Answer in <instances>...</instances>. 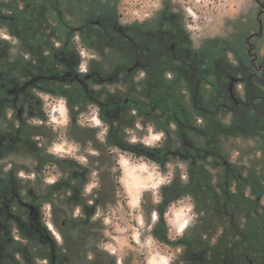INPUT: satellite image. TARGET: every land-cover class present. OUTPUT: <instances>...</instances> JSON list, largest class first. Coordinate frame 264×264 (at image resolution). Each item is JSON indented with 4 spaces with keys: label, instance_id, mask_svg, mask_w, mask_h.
<instances>
[{
    "label": "flooded vegetation",
    "instance_id": "flooded-vegetation-1",
    "mask_svg": "<svg viewBox=\"0 0 264 264\" xmlns=\"http://www.w3.org/2000/svg\"><path fill=\"white\" fill-rule=\"evenodd\" d=\"M4 1L8 0H0V264H44V261L56 264V249L42 232L41 192L28 184L27 179L18 177L24 176L23 168L7 161L23 155L37 159L42 153L44 121L39 123L36 119L50 117L44 95L77 94L98 106L107 127L124 121L128 125L141 122L145 126L181 130L179 148H174L171 154L187 163L186 174L182 175L184 184L200 176L213 187V217L221 228L215 242L228 233L235 245L233 254L248 258V264H259L252 259L256 252L247 243L252 239L254 223L264 230V121L251 115L257 100L264 108V57L254 53L248 59L239 58L236 65L246 76L243 74L232 83V75L222 72L236 65L217 57L211 60L204 53L189 56L191 41L181 27L180 14L166 9L151 24L155 28L153 36L159 40V51L152 57L142 61L136 58L125 73L124 65L106 67L103 57L95 51L100 58L92 56L84 68L80 49L88 47L75 25L63 28L66 32L62 39L56 32L44 44L36 45L37 50L49 46L47 51L24 50L31 47L27 41L31 28L27 26L21 31L22 37L13 34L12 24L17 18L13 10L6 9ZM20 5L23 7V2ZM20 49L24 50L23 64L16 69L13 62ZM247 52L253 54L251 49ZM254 83L262 88L256 99L246 89ZM239 84H243V93L238 91ZM203 91L214 93L213 100L205 99ZM162 104L167 105L164 112ZM210 113L222 119L230 116L228 122L223 120L232 124V134L227 138L253 140L254 153L227 154L224 147L197 153L203 150L198 146L202 143L200 129L206 125L205 115ZM240 114L245 116L244 120L239 118ZM240 126L244 135L235 131ZM210 165L214 168L210 169ZM183 196H189L202 218L208 219L207 202H200L195 194ZM35 215L38 219L32 220L35 222L32 235L27 236L23 232L28 231L26 222ZM163 228L155 225L153 233L168 235ZM45 252L50 255L49 260L39 258ZM185 255L193 264H205L207 259L202 254Z\"/></svg>",
    "mask_w": 264,
    "mask_h": 264
},
{
    "label": "rangeland",
    "instance_id": "rangeland-1",
    "mask_svg": "<svg viewBox=\"0 0 264 264\" xmlns=\"http://www.w3.org/2000/svg\"><path fill=\"white\" fill-rule=\"evenodd\" d=\"M166 9L180 14L181 24L191 39V47L199 56L203 53L206 40L221 38L228 48L225 59L236 65L241 52L230 48L236 36L245 38V41L241 43L238 40L234 43L236 46L232 45L244 48V53L249 49L253 53L247 52V56L240 58L248 59L254 53L264 57V0H120L119 22L123 30L126 25L135 22L149 21L154 24ZM251 36L254 38L251 39ZM80 50L84 68L92 56L100 58L92 49ZM219 53L217 47L213 58L224 61ZM104 63L106 67L110 66L109 62ZM231 75L239 79V76ZM243 90V84H239L238 91L243 93ZM158 91L161 92V89ZM202 93L205 99L213 100L214 93ZM44 98L50 117L48 120L36 119L39 123L44 121V137L40 139L44 147L42 152L63 159L67 166L62 168L58 164H50L38 172L36 158L28 155L12 156L7 163L23 168L24 176L18 177L27 179L28 184L41 193L49 184L58 181L70 184L69 187L63 184L65 188H71L67 195L72 198L68 202L64 204L55 200L58 206L55 213L50 203H44L42 208L44 226L58 243L63 240L60 225L67 226V222L85 216L83 207L92 206L97 225L92 230L94 234L87 238V248L100 241L99 246L112 255L111 264H163L164 261L166 264H193L185 254L209 256L210 251L206 247L189 249L186 245L176 246L162 241L160 237L164 235L153 233L155 225H162L160 214L153 207L163 200V186L171 184L178 176L184 179L182 175L187 171L185 161L171 153L166 155L165 161L159 162L135 151L106 148L103 144L108 127L100 117L97 105L86 102L85 111L77 119L79 128L73 127L64 96L44 95ZM229 119L230 116L223 118L226 122ZM126 137L131 143H142L152 149L162 147L166 139L165 133L156 126H145L141 122L127 127ZM180 143L178 140L174 146ZM254 145L253 140L224 139L227 154L254 153L251 151ZM209 168L214 167L210 165ZM118 172L120 185H116L113 178ZM199 212L189 196L172 201L163 215L167 225V231H164L168 233L165 237L177 240L198 234L209 245L215 243L216 236L221 232L219 222L213 216L202 218ZM89 254L92 255V252L89 251Z\"/></svg>",
    "mask_w": 264,
    "mask_h": 264
},
{
    "label": "trees",
    "instance_id": "trees-1",
    "mask_svg": "<svg viewBox=\"0 0 264 264\" xmlns=\"http://www.w3.org/2000/svg\"><path fill=\"white\" fill-rule=\"evenodd\" d=\"M4 2L8 5L6 9L13 10L14 16L17 18L16 23L12 24L13 34L22 37L21 31H25L27 26L31 28L30 35L27 39L31 47L30 49L24 50H30L34 53H37V51H47L50 49L49 46L41 47L37 50L36 45L44 44L53 36H56V32L59 33L58 36L62 39L65 31L63 28L66 26L68 27L69 25H75L78 28L77 33H80L83 43H85L88 48L99 52L103 57V60L109 62L110 65H124L125 73H127L126 68L130 63L134 62L136 58L142 61L145 58L152 57L154 53L159 51V40L153 36L155 28L151 26L149 21L128 24L124 30H120L121 23L119 22L120 14L118 11V3L120 0H8ZM20 2H23V7H21ZM137 25L140 27H137ZM181 27L184 30L185 35L190 39L189 34L183 25H181ZM238 28L240 29L241 27ZM16 29L18 31H16ZM234 38L237 43L238 40L241 43L245 41V38L239 39L236 36ZM101 41L103 44H100ZM225 42L226 41L221 38L208 39L206 40V46L202 48L201 52H203L206 57L212 59L217 47H219V56L220 58L225 59V52L228 49ZM234 43L232 44L236 46ZM232 44L230 45L231 50L235 51L236 49H239V52H241L240 56L237 55L239 58L244 57L245 55L247 56V52L244 53V48H235ZM24 50L20 49L16 53L15 62H13L14 68L16 69H19L23 64L22 58ZM189 56H197L193 51V48L192 55ZM237 67L238 66L232 65L228 72L225 71L222 72V74L227 76L229 74L242 76L245 72H240V69ZM16 69L15 72H17ZM245 76L246 75L244 74L243 77ZM142 83L144 84L145 81ZM246 89L249 93H254L253 95L255 99L258 98L257 93H261L262 90V88L255 83L246 86ZM64 97L66 98L72 120H74L73 127H79L77 125V119L85 110L86 100L81 94L74 96L65 95ZM254 103L256 106L254 105L252 107L251 115L259 121H264V108L259 103V100ZM166 108V104L161 105L163 112L167 110ZM238 116L243 120L245 118V116L243 117L241 114ZM169 118H171V116ZM205 119L206 125L200 129V131H202V134L200 135L202 143H198V146L203 149L197 152L200 154L205 153L206 151H215L216 148L223 149L224 138H227L232 134V124L223 122V119L218 115L210 113L205 115ZM129 126L131 125H128L124 121H120L108 127L103 146L106 148L119 147L122 150L135 151L139 155H146L147 152L155 151L156 156L154 160L159 162L165 161L166 155L171 153L172 149L179 148V145L177 147L174 145L180 140L181 130L168 129L161 125H157L156 127L165 133L166 139L162 147L152 149L142 143L129 142L126 137V128ZM241 127L243 126H240V129H235L238 135L245 134L244 131L241 130ZM182 131L188 132L187 129H183ZM74 137L78 140L80 139V137H76L75 135ZM36 160V169L38 172L42 171L50 164H58L62 168L67 166L64 164L63 159H59L55 155L46 152H42ZM119 175V172L113 175L116 185H120ZM63 184L64 183L59 181L49 184L43 190V193H41V201L43 204L50 203L53 206V213L58 209L55 200H60V202L65 204L70 198H72L67 195L69 189L65 188ZM162 192V202L155 205L153 208L159 212L161 217L160 223L166 231L167 225L163 219L166 208L172 201L181 198L185 194H195L196 196L194 197L198 196L200 202H207L209 204L206 210L207 215L211 217L214 214L211 197L213 187L208 186L205 180L200 176H197L194 182L188 184H184L181 177L178 176L171 184L163 186ZM78 205H81V203H78ZM83 210L84 213L86 212L85 216L77 217L76 219L67 222V226L60 225L59 230L62 234L63 240L62 243H58L55 239L56 264H111L112 255L99 246L100 241L95 242L90 248H87V238L94 234L92 230L97 225V221L93 219L94 213H92V206H84ZM228 229L229 228H227V230ZM251 233L252 239L247 244H249L248 248L250 250L256 252V255L253 256L252 259L259 264H264V255L260 256L261 253L264 254V230L262 231L260 227L254 223ZM198 236V234L187 235L185 237H180L177 240L162 236L160 239L176 246L186 245L189 249L197 247L208 248L210 254L207 257L205 264H248V258L233 254L235 245L229 238L228 233L224 235V238H221L210 245ZM242 244L244 246L243 242ZM89 251L92 252V255L89 254ZM49 256L50 255L45 252L39 258L49 260ZM34 264L40 263L34 262ZM45 264H51V262Z\"/></svg>",
    "mask_w": 264,
    "mask_h": 264
},
{
    "label": "water",
    "instance_id": "water-1",
    "mask_svg": "<svg viewBox=\"0 0 264 264\" xmlns=\"http://www.w3.org/2000/svg\"><path fill=\"white\" fill-rule=\"evenodd\" d=\"M120 29H122V27ZM235 80H236V78H232V83L235 82ZM232 89H233V87H231V90ZM146 155L154 159L155 156H156V152L155 151H150V152H147ZM33 218H37L38 219V216L35 215V216L31 217L30 221L26 222V226L25 227L28 228V231L26 229L23 230L24 234L27 235V236H31L32 235L31 231L34 228V223H35V222L32 221V220H34ZM42 229H43L42 232L44 231L43 233L45 234V237L52 241V243L54 245L53 250L55 251V249H56V240H55V238L53 237V235L50 233V231L45 226H43Z\"/></svg>",
    "mask_w": 264,
    "mask_h": 264
},
{
    "label": "clouds",
    "instance_id": "clouds-1",
    "mask_svg": "<svg viewBox=\"0 0 264 264\" xmlns=\"http://www.w3.org/2000/svg\"><path fill=\"white\" fill-rule=\"evenodd\" d=\"M82 70H85V69L82 68ZM163 264H166V261H164Z\"/></svg>",
    "mask_w": 264,
    "mask_h": 264
},
{
    "label": "crops",
    "instance_id": "crops-1",
    "mask_svg": "<svg viewBox=\"0 0 264 264\" xmlns=\"http://www.w3.org/2000/svg\"><path fill=\"white\" fill-rule=\"evenodd\" d=\"M139 178V177H138ZM139 180H140V178H139Z\"/></svg>",
    "mask_w": 264,
    "mask_h": 264
}]
</instances>
